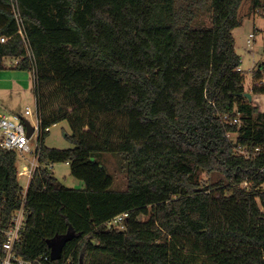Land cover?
<instances>
[{"label": "trees", "instance_id": "16d2710c", "mask_svg": "<svg viewBox=\"0 0 264 264\" xmlns=\"http://www.w3.org/2000/svg\"><path fill=\"white\" fill-rule=\"evenodd\" d=\"M243 1L0 0V70L8 57L35 70L41 115L16 255L33 264H264V115L243 95L232 34ZM246 1L264 12V0ZM47 81L79 107L49 109ZM250 91L264 94V82ZM61 120L72 147H49ZM104 152L118 156L124 189L95 158ZM16 156L0 146L2 229L21 207ZM58 162L82 186L57 179ZM124 212V228L109 223ZM5 239L0 232L1 254Z\"/></svg>", "mask_w": 264, "mask_h": 264}, {"label": "rangeland", "instance_id": "374dc122", "mask_svg": "<svg viewBox=\"0 0 264 264\" xmlns=\"http://www.w3.org/2000/svg\"><path fill=\"white\" fill-rule=\"evenodd\" d=\"M239 16L241 22L232 30L235 41V51L240 56V69L244 76L245 92L251 94L250 102L257 107V109L264 115V95L251 93L250 89L254 83L264 82V78L256 80L254 72L257 71L261 64H264V12L255 13L249 12V1L244 0L239 8ZM206 22L210 23L208 18L202 17ZM250 34H253L250 38ZM248 39L250 43L248 42ZM5 67L0 70V113L7 115L13 112L23 113L25 106L34 108L35 97L33 94V75L32 71H24L15 69L16 60L12 58L4 59ZM264 70V69H262ZM43 96L47 98V105L49 109H57L63 106V111H70L73 107H79L74 104L68 106L64 100V94L60 93L56 83L47 81L43 85ZM80 104V103H79ZM31 121L33 117H28ZM106 121H115L119 124L121 119L113 118V116H106ZM87 126L84 127V130ZM70 126L67 120H61L52 124L49 127V133L44 140V143L49 147L68 148L72 147L71 142L65 137V134H70ZM236 134H230V139L235 141ZM31 148L34 147V141H30ZM106 167L107 171L113 176V188L122 190L125 188V175L121 170L118 156L115 153L104 152L95 157ZM33 160L31 153H19L16 156L17 172L23 170V166L29 165ZM53 174L65 186L80 187L82 181L76 179L70 174L69 165L65 162L53 163L51 167ZM203 181L210 183L216 182L224 177L219 173H212L210 176L201 174ZM17 179L22 187L25 189L28 184V178L17 174Z\"/></svg>", "mask_w": 264, "mask_h": 264}, {"label": "built area", "instance_id": "2783aa9c", "mask_svg": "<svg viewBox=\"0 0 264 264\" xmlns=\"http://www.w3.org/2000/svg\"><path fill=\"white\" fill-rule=\"evenodd\" d=\"M12 12L18 23V33L21 35V37H23L25 47L29 52V43L24 33L22 20L16 3H14L12 6ZM252 36L253 34H250V38H252ZM1 41H4V38H1ZM250 41L251 39H248L249 43ZM18 61L19 60H16V63ZM35 74V70H33L32 75L34 83L37 79ZM30 116L33 117L32 121L28 118ZM26 120L32 127V132L30 136H27L25 124ZM40 126L41 115L39 111H37L36 99L34 103V108L32 109L29 106H25L23 113L13 112L10 115L0 113V146L8 150H14L19 153L28 152L33 155V160L30 161L29 165L23 166V170L17 172V174L26 176L28 178V184L33 176L35 169L38 166V155L40 150L39 139L41 137ZM30 141H34L33 148H31L30 146ZM27 187L25 189H22L20 192L19 197L21 199V207L16 210L15 214L13 215L12 225H10L6 229L0 228V232H3L6 236L5 241L1 245L3 253H0V264H33L32 261L26 260L16 255V253H14L13 251V246L15 242L19 240L20 234L25 226L26 210L24 208V205ZM126 216V212L118 214L114 216L109 223L112 226L119 227L122 229L124 228L123 218ZM43 258L47 260L48 256L45 255Z\"/></svg>", "mask_w": 264, "mask_h": 264}, {"label": "water", "instance_id": "95a60500", "mask_svg": "<svg viewBox=\"0 0 264 264\" xmlns=\"http://www.w3.org/2000/svg\"><path fill=\"white\" fill-rule=\"evenodd\" d=\"M243 95L246 96L249 101L251 100V94L250 93L244 92ZM25 124H26L27 136H30V134L32 132V127L27 120L25 121ZM64 241H65V237H63L59 241H56L52 244L53 245L52 246L53 247L52 253H51V259L52 260L60 257V250H61V246H62Z\"/></svg>", "mask_w": 264, "mask_h": 264}, {"label": "crops", "instance_id": "0c3cea01", "mask_svg": "<svg viewBox=\"0 0 264 264\" xmlns=\"http://www.w3.org/2000/svg\"><path fill=\"white\" fill-rule=\"evenodd\" d=\"M5 61V60H4ZM264 95V94H263Z\"/></svg>", "mask_w": 264, "mask_h": 264}]
</instances>
